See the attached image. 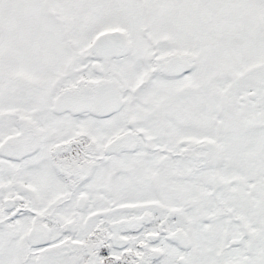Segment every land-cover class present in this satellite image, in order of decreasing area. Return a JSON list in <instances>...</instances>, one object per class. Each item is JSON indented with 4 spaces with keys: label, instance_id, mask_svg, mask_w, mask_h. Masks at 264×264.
<instances>
[{
    "label": "snow or ice",
    "instance_id": "snow-or-ice-1",
    "mask_svg": "<svg viewBox=\"0 0 264 264\" xmlns=\"http://www.w3.org/2000/svg\"><path fill=\"white\" fill-rule=\"evenodd\" d=\"M0 264H264V0H0Z\"/></svg>",
    "mask_w": 264,
    "mask_h": 264
}]
</instances>
